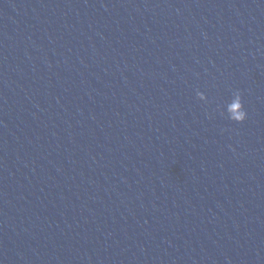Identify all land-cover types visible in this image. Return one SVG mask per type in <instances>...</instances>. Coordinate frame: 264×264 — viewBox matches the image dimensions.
I'll use <instances>...</instances> for the list:
<instances>
[{
	"label": "water",
	"instance_id": "1",
	"mask_svg": "<svg viewBox=\"0 0 264 264\" xmlns=\"http://www.w3.org/2000/svg\"><path fill=\"white\" fill-rule=\"evenodd\" d=\"M0 264H264V0H0Z\"/></svg>",
	"mask_w": 264,
	"mask_h": 264
},
{
	"label": "clouds",
	"instance_id": "2",
	"mask_svg": "<svg viewBox=\"0 0 264 264\" xmlns=\"http://www.w3.org/2000/svg\"><path fill=\"white\" fill-rule=\"evenodd\" d=\"M236 93L237 94L228 105L227 119L234 123L241 124L247 119V113L244 108L241 94L239 91H236Z\"/></svg>",
	"mask_w": 264,
	"mask_h": 264
}]
</instances>
